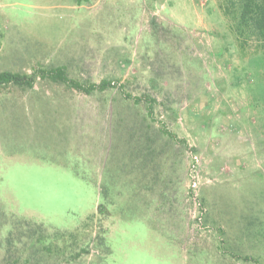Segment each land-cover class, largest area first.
I'll list each match as a JSON object with an SVG mask.
<instances>
[{
	"label": "rangeland",
	"instance_id": "1",
	"mask_svg": "<svg viewBox=\"0 0 264 264\" xmlns=\"http://www.w3.org/2000/svg\"><path fill=\"white\" fill-rule=\"evenodd\" d=\"M223 2L0 0V71L111 82L0 85V264H264V66Z\"/></svg>",
	"mask_w": 264,
	"mask_h": 264
},
{
	"label": "trees",
	"instance_id": "2",
	"mask_svg": "<svg viewBox=\"0 0 264 264\" xmlns=\"http://www.w3.org/2000/svg\"><path fill=\"white\" fill-rule=\"evenodd\" d=\"M77 1L79 2L81 0ZM221 8L223 13L231 20L230 28L234 34V38L239 42L240 47L244 48L246 44L250 45V43H253L260 51L254 63L264 66V0H225V2L221 4ZM37 75L43 79L64 83L86 94L91 93L95 89L104 90L111 87V82L107 80L83 85L76 80L70 79L61 67L40 68L38 73L31 75L0 71V85L11 84L30 88ZM127 97L130 96L128 95ZM134 101L139 102V98H134ZM148 105V111L151 114V103ZM92 218V216H89L87 219ZM69 235L72 234L69 233ZM63 236L64 233H55L53 238L59 240L62 239ZM248 259L250 258L248 257Z\"/></svg>",
	"mask_w": 264,
	"mask_h": 264
}]
</instances>
